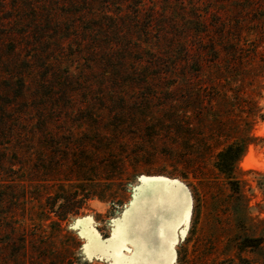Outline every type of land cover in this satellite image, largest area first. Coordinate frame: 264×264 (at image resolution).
Segmentation results:
<instances>
[{"label":"rangeland","instance_id":"374dc122","mask_svg":"<svg viewBox=\"0 0 264 264\" xmlns=\"http://www.w3.org/2000/svg\"><path fill=\"white\" fill-rule=\"evenodd\" d=\"M19 81L0 264H114L92 245L126 221L124 261L264 264V0H0V94Z\"/></svg>","mask_w":264,"mask_h":264},{"label":"trees","instance_id":"16d2710c","mask_svg":"<svg viewBox=\"0 0 264 264\" xmlns=\"http://www.w3.org/2000/svg\"><path fill=\"white\" fill-rule=\"evenodd\" d=\"M6 93L0 94V146H5L7 144L8 139L7 137H3V135L9 134L11 131L13 132L14 124L16 120L19 118V115L12 116L13 113L11 108L14 106L15 102L10 101L12 100V96H10L7 92L14 90L15 95L18 99L24 100L25 95L27 94L28 87L25 85L23 81H19V84L16 86L7 85L5 87ZM47 122H42L41 126H46ZM50 140V139H49ZM2 142V143H1ZM250 142V141H249ZM249 143H244L243 147L239 144H231L227 146L225 149H223L218 155H217V169L225 175L230 176L231 175V169L234 166L236 162L240 160V158L243 156L246 146ZM3 159L4 154L0 151V168L3 167ZM1 171V169H0ZM231 178V177H228ZM91 198V195L89 194H83L82 195V201L81 204L85 201H88ZM56 200L63 201L64 206L62 209L55 211L56 206ZM51 199L49 204L47 205L49 211L51 213H54L58 222H64L67 220V218L71 215H77L79 214L80 210V202H75L74 197H67V196H59L57 199Z\"/></svg>","mask_w":264,"mask_h":264},{"label":"snow or ice","instance_id":"6c2138e0","mask_svg":"<svg viewBox=\"0 0 264 264\" xmlns=\"http://www.w3.org/2000/svg\"><path fill=\"white\" fill-rule=\"evenodd\" d=\"M135 232L131 222H124L119 225L113 233V242L111 246H104L100 244L92 245L96 253L101 255V258L113 259L114 264H135V261L128 260L124 261L121 257L122 251H124L123 245L128 242H134L133 237Z\"/></svg>","mask_w":264,"mask_h":264},{"label":"bare ground","instance_id":"6f19581e","mask_svg":"<svg viewBox=\"0 0 264 264\" xmlns=\"http://www.w3.org/2000/svg\"><path fill=\"white\" fill-rule=\"evenodd\" d=\"M124 247V251H122V255L124 256V257H130V259H132L131 257H136L137 255H136V249H135V247H134V245H131V244H126V245H124L123 246ZM137 260V259H136Z\"/></svg>","mask_w":264,"mask_h":264}]
</instances>
